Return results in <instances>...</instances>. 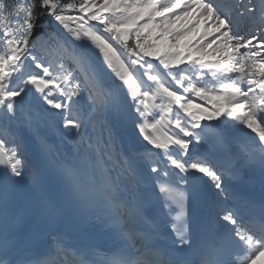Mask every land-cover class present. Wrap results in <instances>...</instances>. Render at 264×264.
Here are the masks:
<instances>
[{
	"label": "snow or ice",
	"instance_id": "1",
	"mask_svg": "<svg viewBox=\"0 0 264 264\" xmlns=\"http://www.w3.org/2000/svg\"><path fill=\"white\" fill-rule=\"evenodd\" d=\"M0 121V264L101 238L111 264L264 252V0H3Z\"/></svg>",
	"mask_w": 264,
	"mask_h": 264
},
{
	"label": "rangeland",
	"instance_id": "2",
	"mask_svg": "<svg viewBox=\"0 0 264 264\" xmlns=\"http://www.w3.org/2000/svg\"><path fill=\"white\" fill-rule=\"evenodd\" d=\"M75 2L77 5H79V0H70L69 2L67 3H73ZM201 28V31L203 30L204 28V25H201L200 26ZM115 45V44H114ZM116 46V45H115ZM114 46V47H115ZM57 54H54L52 58H55ZM53 95H57V93L54 91L53 92ZM86 103H88V100H87V95L85 94V96L81 99V106H85ZM194 103H200V101H196L194 100ZM84 110V109H83ZM150 111H154V112H159V108L155 107V104L153 105H150ZM81 112V111H80ZM74 115L77 114V117L79 116V113H77L76 111L72 112ZM72 115V114H71ZM157 118H159V116H157ZM58 126H62V121L59 123Z\"/></svg>",
	"mask_w": 264,
	"mask_h": 264
},
{
	"label": "trees",
	"instance_id": "3",
	"mask_svg": "<svg viewBox=\"0 0 264 264\" xmlns=\"http://www.w3.org/2000/svg\"><path fill=\"white\" fill-rule=\"evenodd\" d=\"M0 2H3V0H0ZM7 3L15 5V0H7Z\"/></svg>",
	"mask_w": 264,
	"mask_h": 264
},
{
	"label": "bare ground",
	"instance_id": "4",
	"mask_svg": "<svg viewBox=\"0 0 264 264\" xmlns=\"http://www.w3.org/2000/svg\"><path fill=\"white\" fill-rule=\"evenodd\" d=\"M114 46H115V45H114ZM196 101H199V100H196ZM106 135H107V134L105 133V138H106ZM253 135H255V134H253Z\"/></svg>",
	"mask_w": 264,
	"mask_h": 264
}]
</instances>
